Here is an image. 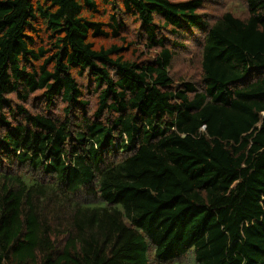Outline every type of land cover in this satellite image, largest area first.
<instances>
[{"label":"trees","instance_id":"trees-1","mask_svg":"<svg viewBox=\"0 0 264 264\" xmlns=\"http://www.w3.org/2000/svg\"><path fill=\"white\" fill-rule=\"evenodd\" d=\"M244 1L0 0V264H264Z\"/></svg>","mask_w":264,"mask_h":264},{"label":"rangeland","instance_id":"rangeland-1","mask_svg":"<svg viewBox=\"0 0 264 264\" xmlns=\"http://www.w3.org/2000/svg\"><path fill=\"white\" fill-rule=\"evenodd\" d=\"M222 3L225 8L224 11H231L238 16H245L247 13V6L244 0H223ZM26 173H28V170H26ZM160 264H165V263H160ZM167 264H196L194 259V250L187 253L180 260H176L173 263H167Z\"/></svg>","mask_w":264,"mask_h":264}]
</instances>
